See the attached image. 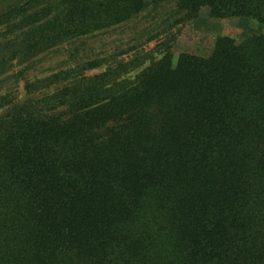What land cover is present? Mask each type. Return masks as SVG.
Segmentation results:
<instances>
[{"label":"trees","instance_id":"1","mask_svg":"<svg viewBox=\"0 0 264 264\" xmlns=\"http://www.w3.org/2000/svg\"><path fill=\"white\" fill-rule=\"evenodd\" d=\"M202 9L264 28V0H0V83L73 63L0 93V264H264V35L131 79L138 60L85 76L105 60L75 45Z\"/></svg>","mask_w":264,"mask_h":264},{"label":"rangeland","instance_id":"2","mask_svg":"<svg viewBox=\"0 0 264 264\" xmlns=\"http://www.w3.org/2000/svg\"><path fill=\"white\" fill-rule=\"evenodd\" d=\"M167 18L168 13L165 11L158 22L153 15L147 16L144 13L134 20L85 37L80 40V44L75 42V45L80 47V53H86L85 57L105 60L103 65L85 72L84 75L98 74L109 66L138 60L137 68L123 75L124 78L131 79L151 62L162 58L169 49L174 55L191 53L208 57L219 36H227L240 43L249 32L264 35V28L253 21L236 18L215 19L210 17L208 9H202L195 19H188L182 13L169 29L170 23H162ZM69 49L71 46L66 44L48 52L47 56H41L28 67L27 65L16 67L12 72L25 67L24 74L17 80L10 79L0 83V93L10 88L11 97L15 98V101L28 98L25 89L27 81H34L49 75L52 71L73 65L70 62L60 65L62 60L66 61L69 57Z\"/></svg>","mask_w":264,"mask_h":264}]
</instances>
